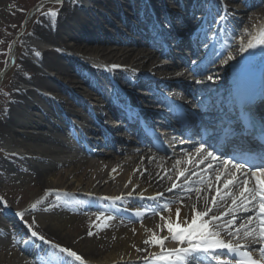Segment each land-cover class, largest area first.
<instances>
[{"label": "bare ground", "instance_id": "bare-ground-1", "mask_svg": "<svg viewBox=\"0 0 264 264\" xmlns=\"http://www.w3.org/2000/svg\"><path fill=\"white\" fill-rule=\"evenodd\" d=\"M185 1L187 3H185L186 6H182L183 13L181 15H176L172 12L170 15L163 8L159 11L156 15V20L161 26L163 24H166V26H164L163 30L158 29L157 31L153 22L156 20L150 14L147 4L150 3V0H93L92 4L94 2L103 4L104 9L112 15L117 14L119 16L120 10L127 9L133 19L145 26L146 30L141 33L138 29L132 28L126 19L120 15V21L123 22H121L122 26L128 28L133 34L139 35L141 42L132 45L131 43H129L130 45L124 44L122 48L119 47L122 42H125L123 39L124 32L118 30V28L117 30L116 28L115 30L107 29L105 25L112 26L110 24L112 21L102 13L95 15L90 8L87 9L85 7L83 0H67L60 8L55 10L57 12L55 18L44 13L42 17H39L30 32L27 33L28 37H32L36 42L44 46L64 48L66 51H73V53L81 55L84 59L89 58L93 61H100L103 64L109 65L114 62L115 64L126 66V70L112 71V76L122 86L120 89L123 93L121 90L115 91V87L109 83L107 78V81L101 79L102 71L99 69L87 70L78 65L72 57H68L58 50L51 48L43 50L40 46H32L28 38L23 40L22 46L19 48L24 53H17L14 59L16 73L10 81L4 96L0 98V178L5 175H12L15 170L19 169V171L30 175L34 179L33 189H36L37 193L32 194L30 201L23 200L24 205L29 202L25 213H31L34 216V220L45 228H40L39 226L37 228L36 225L30 223L32 222L30 220L32 216H27L28 218H26L25 215L24 218L28 222L27 224H32V227L38 233L49 240L56 242L62 247H70L76 251L83 258L84 264H149L152 261L157 263L156 257L159 256L162 249L159 244L151 243L154 234L158 238L168 237L163 245L165 250L188 246L186 243L180 244L171 239V234L164 226L165 222H170L173 225L179 222L181 227H186L187 224L191 223L195 212L204 211L209 207L213 211L207 217H204L205 220H210L214 214L219 216L221 213L228 212L229 215L221 216L219 222L215 221L213 223L221 226L227 221H234L230 229L233 232L240 227L239 238L228 236L227 229H224L223 225L217 228L216 230L221 233V239L233 243L239 240L237 246L250 244L251 250L259 244L250 243L249 238L244 237L245 229L241 228V225H250V228L258 230L260 222L259 204H248L247 200L242 204L241 191L224 188V183L217 181L211 173L195 174L199 171V168H194L195 164L188 166L190 161H188V155L182 154L184 152L175 155L178 162L182 165L175 166L174 161L166 163L161 158H153L151 151H149L148 155L143 156L144 158L141 155L134 158L135 160H133L129 171L131 175L127 174L126 176L118 173L113 174L108 167H97L98 169L92 172L88 169L90 166L89 162L85 160L77 165L73 162L63 164L48 157L55 154L57 156L64 154L69 148L68 139H72V137L74 140L82 141L86 146L87 150L83 155L85 158H87L86 156H92L106 161L110 156H115V159H117L116 157L122 159V155H129V149L124 140V135L128 133V128L125 124L120 125V128L124 131L119 134L108 128V133L112 134L113 138L108 137L110 134L105 132L101 126L98 127L96 125H103L105 119L102 114L107 110L111 116L118 119H122L126 111L135 112L133 108H128V106H139L142 100V91L145 92L146 88L148 91L146 94L151 98L147 101L155 102L156 99L162 101L159 94L154 92L151 87L152 81L142 78L144 75H149L148 72L155 74L159 78L155 83L157 86L165 83L164 86L166 88H158V93L163 91L170 96L174 95L175 97L172 96V99L175 101L186 99L189 104L196 106V103H198L196 102L197 98L195 100L185 98L169 83L173 80L175 81L176 75L180 71V66H177L174 62V52L173 55H166L170 58L169 62L161 63L169 65L172 68L171 72L167 71L169 67L156 69L157 64L154 57L157 55L153 53L155 51L159 52V49L163 48L164 42L170 41L174 43L178 37L182 38L179 43L175 44L179 54H184L186 51L194 53L199 44L198 39H201V37L192 39L185 31L192 22L194 25L196 23L194 19L192 21L188 19L189 15L195 10L197 12L200 11L198 6L201 2L211 3L210 12L212 15L218 12V8H220V5L212 0ZM194 1L196 3L193 6ZM179 2L177 3L179 4ZM255 4L259 5L253 10L255 13L243 16L237 21L238 24L236 23L235 27H238L241 22H245L246 28L250 29V27H253L254 30L252 29V31L255 32L257 31V26L261 27L264 25V0H250L248 7L255 8ZM161 6H164L163 2H161ZM235 7L240 8L242 5H236ZM248 7L245 9L246 11H249ZM222 24L223 22H221ZM122 26L120 25L119 27ZM158 35L167 39V41L162 42ZM232 37L233 33L227 34L224 39L228 47L233 49ZM216 42L219 43V40ZM114 51H118V54L122 52V54L113 56ZM36 52H39L40 56H36ZM199 54L203 55L202 52H199ZM217 55L220 54L216 51L214 58ZM197 58L200 59L195 61L199 63L204 56ZM243 60L244 58H242L241 62ZM44 69L50 73L62 76L70 84L76 78L74 73L79 74L84 70L91 76V83L94 80L104 82L103 86H100L99 90H97V95L99 99L105 100L107 108L98 109L94 107L96 118L92 116V112L90 113L91 116L84 115L89 124L97 127V140H88L85 136L92 128L84 130L83 133L78 131L79 135L76 134L74 136L71 134L73 129H70L69 125L65 127L66 132H68L66 137L62 140H55L58 137L57 131L59 133L61 129L58 126V122L62 119L64 123L63 111H73L78 107V102L82 104L81 108H86L87 106H84L85 103H82V100H77L74 92H69L62 86L57 87L49 81L47 78L51 74L44 72ZM133 69H137L142 73L136 75L137 73L133 72ZM126 72L127 74L136 75L135 77L133 76L137 79L134 84H129L126 75H123ZM172 74L173 77H171ZM203 79H208V77ZM230 79L233 83L237 82L238 74L233 72ZM31 81L39 84L38 91L26 90V86ZM191 87L195 90L199 89V87ZM39 90L41 91L39 92ZM76 92L80 94V90ZM127 92L128 95L125 98L123 94ZM48 94L52 98L57 97L59 101L57 102L55 99L50 98ZM220 100L221 97L219 96L217 99H211L208 104L207 101L205 102L201 112L206 119L209 114L221 115L226 111L225 103ZM47 105L49 106L48 109L52 108V110L45 112V114L43 112L41 122H36L34 120L37 116L36 110L44 109V106ZM151 109L161 112L164 110V108H155V106ZM142 115L149 117L150 114L144 112ZM153 121L155 122L154 118ZM32 128L37 131H31L30 129ZM42 128L46 129L41 130ZM2 144H11L24 151L27 150V153L8 154L1 148ZM43 144H49V146L54 144L55 146L44 147ZM117 148L119 151L116 150ZM35 149L41 150L37 152L40 153V156H36L37 160L34 162L30 161L27 155H37L33 151ZM132 149L136 150L135 148ZM139 151L145 150L144 148H139ZM1 159L8 161V163H4ZM66 165L74 166L72 173L70 175H67V173L58 174L57 169ZM181 172L184 173L183 176L180 175ZM55 176L61 179V184L56 187L54 186L56 182L52 181ZM72 179L77 182L76 186L71 182ZM20 181H23V179H20ZM173 183L177 185L176 188H172ZM217 189L220 190L219 196L216 195ZM46 191L54 193L51 196H44ZM117 196L122 197V199L115 203H113L112 199H104L105 197L114 198ZM54 197H61V199L56 200ZM213 197L216 198V204L212 203ZM38 199L41 200V203L35 210H32L31 204ZM233 199L237 200L235 205L232 204ZM164 200L176 203L170 206ZM91 203L95 206L99 203L101 207L97 211L86 212L90 209L89 205ZM166 204L168 205L167 211L153 214L158 208ZM245 204H248L247 210H245ZM178 208L180 209L179 218L176 215V209ZM44 209L48 210L45 211ZM107 211L110 212L108 215ZM137 211L141 212L142 215L138 217L136 215ZM245 212H253L252 215L254 216L247 217L244 214ZM228 216L232 220H227ZM108 217H111V219H108ZM161 217H164L165 220H162ZM11 221L5 213H0V244L1 242H10L9 244H12L13 237L11 236L15 235L14 239L16 240V245L19 246L20 254L40 259L39 257H42L46 252L55 251L38 238L32 237L31 233L20 229L17 223L13 222L12 224ZM89 231L93 232L92 236L87 235ZM145 240L150 242L145 244ZM1 249L4 250L3 245H0ZM137 249H142V251H137ZM221 252L224 254L222 250H216L214 254L220 256ZM207 256L211 257V255ZM220 258L228 261L229 264H233V261L225 255L220 256ZM205 259L206 255L197 254L196 258L191 260V264H207ZM0 264H24V262L16 257L12 263L6 257L0 256ZM45 264H58V262L51 259L49 262L46 261ZM208 264L210 263L208 262Z\"/></svg>", "mask_w": 264, "mask_h": 264}, {"label": "rangeland", "instance_id": "rangeland-1", "mask_svg": "<svg viewBox=\"0 0 264 264\" xmlns=\"http://www.w3.org/2000/svg\"><path fill=\"white\" fill-rule=\"evenodd\" d=\"M67 0H62V3H57L56 0H0V98H2L5 94V92L7 91V88L10 84V81L13 79L15 73H16V67L15 65V58L12 60V57H16L17 53L20 54L21 52L24 53L21 49L23 40H25V38H28V40H30L31 45H35V46H40V48H42L43 50H47L49 48L51 49H55L58 50L59 52H61L62 54H66L68 57H72V59L76 60V63H78V65H80L81 67L88 69L94 68L97 69L100 67V69L102 70V68L104 66H102V62L100 61H96V60H92V59H84L81 55L73 53V51L69 52L66 51L64 48H56V47H52V46H44L41 43L36 42L32 37H28L27 33L30 32L31 28L37 23V21L39 20V17H42V15L44 13H48L50 10L51 11H55L58 8H60L62 6V4H64ZM122 1V0H119ZM180 1V5L182 6H186L185 3H187V1L185 0H150V4L152 6V8L154 9V12L156 14L159 13V11L163 8L166 7V9L168 10V13L170 14L171 12L173 14H182L183 11H181V6H179V4L177 2ZM196 1V0H195ZM91 2H93V0H91ZM161 2H163L164 6H161ZM194 3V2H193ZM234 5H242L243 4V0H235ZM91 6L90 10L95 13V15H98L100 13H102L103 15H106L108 17V19L110 21H112V26L110 25H105L107 29L111 30L118 28V30L124 32V40H127V38L129 37H134V38H140L139 35H135L133 34L130 30H128V28H125L122 26L120 21V15L122 17H124V19H126V21L128 22V24H130L132 26V28H136V30L138 29L139 32H141L143 29L142 28H138L137 24L135 25V20L133 19V17L130 16L129 12L127 11V9H122L119 12V16L117 14H110L109 12H107L104 9V5L101 3H93V4H89ZM255 8H250L249 11H244L240 14H237L236 18L241 19L243 16L245 17V15L248 14H252L255 13V11H253L254 9L257 8V6H259L258 4H255ZM191 6V5H190ZM174 7V9H173ZM171 15V14H170ZM123 23V22H122ZM163 24V23H162ZM122 27H119V26ZM213 25V24H211ZM210 25V28L208 29L209 32L214 31V27H212ZM163 26H166V24H163ZM191 26V25H190ZM189 26V27H190ZM179 27V26H178ZM229 29L233 32V37H232V43L234 44L233 49L228 47V50L226 49V51H224L222 53L221 56H218L215 59V68L214 70L216 72H218L217 74H215L214 80H211V82H213V84H216L214 86H212L213 84H208L209 86V91L211 92L212 89H215L216 87H219L220 84H222V82H225L226 79H228L229 77L232 76V73L237 71V62L239 60V58L241 57L240 55L243 54V51H245L246 47L249 46V44L253 43V37H257L258 34H256L258 31H260V27L257 26V31L253 32L252 29L253 27H250V29H247V25H245V22H241V24L238 25V27H235L234 22H229L228 24ZM189 29V28H188ZM254 30V29H253ZM252 31V32H251ZM136 43H141L139 40L134 41ZM171 45V49L174 51L175 47L174 44L170 43ZM122 45V44H120ZM97 47V46H94ZM119 47V46H118ZM119 48H122V46H120ZM155 53L154 60L155 63L157 64L156 69H161L164 67H169V65L166 64H161L164 62H169V59L167 56L163 55L161 49H159V52H153ZM157 53V54H156ZM115 54H118V51H114L113 52V56ZM122 52H119L118 55H121ZM112 56V57H113ZM229 57H231V59H229ZM30 58V57H29ZM238 58V59H236ZM175 62L178 63V66H180V71L177 73L178 75H176V78L178 80H182L184 83H189L187 76L184 74L186 73V66L189 65V61L187 62H183V60H179L178 58H175ZM13 61V62H12ZM121 66V65H120ZM125 67V70L127 69L126 66H122ZM235 67V68H234ZM235 69V71H234ZM212 70V71H214ZM44 72L46 71L47 73H50L47 70H43ZM133 72H136L138 74L142 73L137 69H133ZM168 72L172 71V68L169 67ZM132 72V73H133ZM51 75H49L50 77L47 78L49 79V81H51L52 83H54L57 87L58 86H62V88L68 90L69 92H74L76 97L80 98V99H85L86 101L93 103L95 105L99 104L100 102L95 101L96 99H98L99 97H97L95 88L92 86L93 84L89 85V80L87 79V77H85L86 75L82 72H80L79 74H76V78L74 81H72V83H68L67 80H65L64 78H62V76L60 75H56L55 73H50ZM148 74L151 76V78L156 81L159 80V78L156 77L155 74H151L148 72ZM123 75H126V77H128V80L130 78L129 81H137L136 78H134L136 75L134 74H127V72ZM132 75V76H131ZM134 76V77H133ZM171 77H173V74L171 75ZM103 78V77H101ZM143 78V77H142ZM144 80H151V79H146L143 78ZM205 82V81H203ZM95 84V83H94ZM198 85H207L205 83L202 84H198ZM218 85V86H217ZM39 84L38 83H33L32 81L29 83L26 90H33V91H38L37 89ZM99 87L98 81H96V88ZM80 90V94L77 93L76 91L79 92ZM41 90H39L40 92ZM49 95V94H48ZM50 98H52L51 95H49ZM52 99H55V101H59L57 99V97H54ZM1 101V99H0ZM45 108L43 109H39L36 110V118L34 119L36 122H41L42 119V113L45 112L47 113V111L50 112V110H52V108L48 109L49 106H44ZM77 108V109H76ZM73 111H63L64 116L66 115V118H69L72 120L74 126L78 124H83L84 127H82L83 129H90V128H96L97 127H93L91 124H89V122L87 121V118L84 117V115L86 116V114L83 113L81 108L76 107ZM42 110V112H41ZM63 121L62 119L58 122V126L60 127H64L63 125ZM110 124V126L113 124L109 123V121L104 120L103 125L106 127H108ZM106 127V128H107ZM46 128H42L41 130H45ZM31 131H37L35 130V128L30 129ZM67 130H63L60 131L58 133L57 131V135L58 137H56L55 140H62L64 137H66ZM115 133L119 134L121 130H114ZM91 134L89 133L87 135V137H89ZM68 137V136H67ZM69 141V148L68 150L62 154V155H52V156H48L50 158L55 159L57 162H62L63 164H66L67 162H73L74 164H78L85 161L89 162V168L92 172H94L95 170H97L99 167H105V168H110L111 171L114 173H118L121 174L123 176H126L127 174H129L130 168H131V164L133 162V160H135L134 158L139 157L141 154H134L132 155L133 151H128L130 154H124L122 155V159L116 157L117 159H115L114 157H108V159L106 161H104L103 159H97L95 157L92 156H86L87 158H85L83 155V151L81 149V145L78 142H74L72 139H68ZM44 147H54L55 145H51L49 146V144H43ZM83 145V144H82ZM126 145L128 146V149H130V147L132 148L133 144L131 142H127ZM1 148L8 154H14V153H20V154H26L27 150H23L21 148L12 146L11 144H2ZM101 148V147H100ZM103 149V148H101ZM36 150V149H35ZM33 150L34 152H38L41 149H37L36 151ZM127 153V152H126ZM29 154V153H28ZM147 155V154H146ZM29 156L28 159L30 161H36L37 159L35 158L36 156H40V153H37V155H27ZM142 158H144V155H141ZM52 159V160H53ZM3 160V159H1ZM4 161V160H3ZM6 162V160L4 161V163ZM18 162H23V161H18ZM163 162H166V160H163ZM8 163V161L6 162ZM62 164V165H63ZM173 164V163H172ZM171 165V164H170ZM174 165L178 164L174 163ZM74 166H70V165H66V166H61L59 169H57V173L61 174V173H67V175H70L73 171ZM98 167V168H97ZM113 169H115V171H113ZM131 175V174H129ZM20 179H23V181H20ZM34 179L22 172L18 170H15V173L12 175H5L2 178H0V198H3V201L6 202V207L3 205H0V213H5L6 216H8V218L10 220H12V224L17 223L20 226V229H24L26 232L31 233V230H35L37 231L35 228L32 227V229L30 230L27 225L25 224V218H23V220H21L20 217L16 216L15 213L16 212H25L27 209V204L29 202H27L25 205L23 204V200L26 199L27 201H30V198L32 196L33 193H37L36 189H33V184H34ZM49 181V180H47ZM52 181H55L56 183L54 184V186H59L61 184V179L60 177L55 176V178H53ZM51 181V183L53 184V182ZM25 182V183H23ZM74 186L77 185V182L72 179L71 181ZM52 191H46L44 193V196H51L52 195ZM141 197V196H140ZM54 199L58 200L61 199V197H54ZM22 202V203H21ZM169 205H173L176 202L170 201L168 200ZM90 209L87 210L86 212H90V211H97L99 210V208L101 207V205L98 203L96 206L91 203ZM165 209L162 208H158L155 212H153V214H159L160 212L164 211ZM215 215V214H214ZM27 216H32L31 213L26 214V218H28ZM30 220L33 222L34 220V216H32L30 218ZM30 222V223H32ZM134 222V221H132ZM28 223V222H27ZM11 224V223H10ZM17 225V226H18ZM37 228H45L44 226H41L39 224V222L36 221L35 224ZM39 226V227H38ZM13 227V226H12ZM236 227V226H235ZM234 227V228H235ZM40 234V233H39ZM42 235V234H40ZM11 237H13L12 239V244H9L8 242H1V246L3 245L4 250H0V256L2 257H6L9 262L12 261V263L14 262L15 258H20L21 261L24 262V264H33L32 260H30V258H25L23 256V254H20L19 252V246L16 245V240L15 235H12ZM45 237V236H44ZM45 239L47 241L52 242L53 244H57L56 242L49 240L47 237H45ZM42 242V241H41ZM44 243V242H42ZM46 244V243H44ZM49 246V244H46Z\"/></svg>", "mask_w": 264, "mask_h": 264}, {"label": "snow or ice", "instance_id": "snow-or-ice-1", "mask_svg": "<svg viewBox=\"0 0 264 264\" xmlns=\"http://www.w3.org/2000/svg\"><path fill=\"white\" fill-rule=\"evenodd\" d=\"M57 3H62V0H56ZM51 17L55 18L57 16L56 11H49L46 13ZM264 43V40L261 41ZM253 45L249 44V48ZM36 56H40L39 52L35 53ZM231 59V57H229ZM113 67H118L113 65ZM209 79L212 77L209 76ZM207 156L214 159L212 152H208ZM226 167L228 165L231 166L236 172H242L243 169L247 166L249 169H255V171H251V175L256 178V184L252 188L243 187V191L240 193L241 203L244 204V201L247 200L248 204H259V213H260V222L258 230L255 228H250V225H241L244 231V237L249 238L250 243H260L264 241V179H261V176H264V156L260 157L258 162L253 161L248 163L246 161L245 164L234 163L232 161L225 162ZM211 166V165H210ZM115 171V169H113ZM181 176L184 175L183 172L180 173ZM216 180H220V176H216ZM233 183V180H225L224 188H228ZM248 181L244 180L243 185H247ZM177 185L173 183L172 188H176ZM171 191V189H169ZM131 195V193H129ZM216 195H220V190H216ZM104 199H112L113 203L122 199V197L117 196L114 198L105 197ZM222 199V197H221ZM41 203V200H37L35 203L31 204V209L35 210L37 206ZM212 203L216 204V198L213 197ZM237 203L236 199L232 200V204L235 205ZM248 204H245V210H247ZM0 205L6 207V202L3 201V198H0ZM164 209L168 208V205L163 206ZM47 211L48 209H44ZM194 211V209H193ZM213 209L211 207L207 208L204 211L195 212L192 216L191 223L187 224L186 227H181V223H176L173 225L170 222H165V227L167 231L171 234V239L179 242L180 244H187V247H180L171 250H165L163 248L164 241L168 239V237H157L155 234L152 237L151 243L159 244L161 246V253L156 257V260L162 261L163 264H191V260L196 258L197 254L211 255L212 260H215L217 264H229L228 261L222 260L219 255L214 254L218 249H226L228 252L238 254L239 258L236 260L235 264H264V247H260L257 249L260 256L259 258H254L252 255V250L250 244H245L243 246H237L239 240L235 243L220 238L221 233L216 229L221 227L218 224L213 222L219 221L221 216L229 215L228 212L221 213L220 216L212 215L210 220H205L204 217H207ZM16 216L20 217L23 220L26 215L25 212H16ZM103 215V213H101ZM136 215L141 216V212L137 211ZM176 215L179 218L180 209H176ZM99 219V217H97ZM111 219V217H108ZM162 220H165L164 217H161ZM234 221H227L223 228L227 229L228 236L240 237V229H237L235 232L231 231V225ZM36 221L33 220L32 224H35ZM186 223V222H185ZM27 227L31 230L32 224H27ZM135 231V230H133ZM258 232V238H257ZM88 236H92L93 232L89 231L87 233ZM31 236L34 238H38L40 241L49 244V246L55 251L50 253L51 259L58 262V264H84L83 258L81 255L70 247H62L59 244H53L50 241H47L43 235H40L37 231L31 230ZM150 241L145 240L144 243L148 244ZM137 251H142V249H137Z\"/></svg>", "mask_w": 264, "mask_h": 264}]
</instances>
